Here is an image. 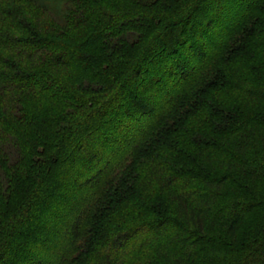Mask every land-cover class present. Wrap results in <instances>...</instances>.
Masks as SVG:
<instances>
[{"label":"trees","instance_id":"16d2710c","mask_svg":"<svg viewBox=\"0 0 264 264\" xmlns=\"http://www.w3.org/2000/svg\"><path fill=\"white\" fill-rule=\"evenodd\" d=\"M0 264H264V0H0Z\"/></svg>","mask_w":264,"mask_h":264}]
</instances>
